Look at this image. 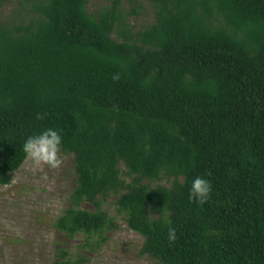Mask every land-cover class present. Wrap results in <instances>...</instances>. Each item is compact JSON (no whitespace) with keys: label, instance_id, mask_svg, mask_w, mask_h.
Returning a JSON list of instances; mask_svg holds the SVG:
<instances>
[{"label":"trees","instance_id":"obj_1","mask_svg":"<svg viewBox=\"0 0 264 264\" xmlns=\"http://www.w3.org/2000/svg\"><path fill=\"white\" fill-rule=\"evenodd\" d=\"M87 1L18 0L0 20V186L25 138L56 128L75 173L53 223L66 238L96 250L115 194L158 264H264V0H142L154 20L138 30L130 0ZM196 176L212 184L202 204Z\"/></svg>","mask_w":264,"mask_h":264},{"label":"rangeland","instance_id":"obj_2","mask_svg":"<svg viewBox=\"0 0 264 264\" xmlns=\"http://www.w3.org/2000/svg\"><path fill=\"white\" fill-rule=\"evenodd\" d=\"M106 0H88L87 9L95 12ZM18 0H8L0 6V20L12 21L17 13ZM134 11V12H133ZM127 23L135 30L154 20L151 6L142 0L124 3ZM59 168L36 166L25 158L12 173L9 185L0 186V264H158L140 254L143 238L128 229L125 215L116 205L117 195L110 194L102 201V208L113 218L117 227L108 230L101 245L92 250L83 247L84 235L66 238L53 227L54 220L69 204L75 187L73 155L60 150ZM120 175L127 184L131 177L122 164ZM152 187L169 186L171 180H143ZM83 208L92 210L88 203ZM63 247L67 251H55ZM62 253L64 255H62Z\"/></svg>","mask_w":264,"mask_h":264},{"label":"clouds","instance_id":"obj_3","mask_svg":"<svg viewBox=\"0 0 264 264\" xmlns=\"http://www.w3.org/2000/svg\"><path fill=\"white\" fill-rule=\"evenodd\" d=\"M116 78L118 76H114V79ZM61 144V130L48 127L38 133L27 136L22 148L25 158L30 160L33 165H47L50 168H59L63 162L59 156ZM211 191V181L205 176H196L191 182L189 199L202 204L208 200ZM176 238V229L169 227L167 231L168 241L173 242Z\"/></svg>","mask_w":264,"mask_h":264}]
</instances>
